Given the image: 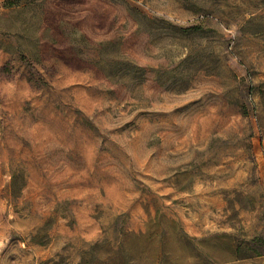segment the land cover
<instances>
[{"label":"rangeland","instance_id":"1","mask_svg":"<svg viewBox=\"0 0 264 264\" xmlns=\"http://www.w3.org/2000/svg\"><path fill=\"white\" fill-rule=\"evenodd\" d=\"M129 6L213 28L215 72L161 86L153 69L186 50ZM108 40L143 83L101 69ZM259 118L264 0H0V264H77L123 241L131 264H264L249 256L264 236Z\"/></svg>","mask_w":264,"mask_h":264},{"label":"trees","instance_id":"2","mask_svg":"<svg viewBox=\"0 0 264 264\" xmlns=\"http://www.w3.org/2000/svg\"><path fill=\"white\" fill-rule=\"evenodd\" d=\"M129 11L137 20L139 30L147 32L153 37L163 33L171 37L175 45L186 50L184 57L178 62H172L166 68L153 69L155 78L161 86L170 90L183 91L190 86L193 77L199 71L205 69L209 73L215 72L210 67L217 63L218 57L213 49L210 50L211 45L206 44L202 46L203 43L201 42L205 38H215L216 35L214 33L216 31L213 28H207L202 24L182 26L165 21V19L151 17L132 6H129ZM114 43H116L115 40L101 41L99 43L97 64L110 78L118 76L126 78L125 84L128 87L143 83L147 75V68L145 66L138 64L135 60L121 53L115 57L107 55L108 48ZM103 62H108V64L102 65ZM258 120L261 134L264 137V123H262L261 118ZM251 242L255 243L258 249H256L254 254L249 256L264 254V236H256ZM104 243L97 242L93 244L88 251L83 252L81 260L77 264H131L125 241L121 242L116 248L109 247L106 251L102 252L101 249L104 247ZM41 264L68 263L63 256H58Z\"/></svg>","mask_w":264,"mask_h":264}]
</instances>
